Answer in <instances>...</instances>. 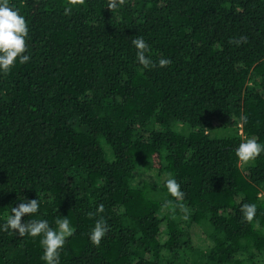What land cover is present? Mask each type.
Masks as SVG:
<instances>
[{"label":"trees","instance_id":"obj_1","mask_svg":"<svg viewBox=\"0 0 264 264\" xmlns=\"http://www.w3.org/2000/svg\"><path fill=\"white\" fill-rule=\"evenodd\" d=\"M9 6L28 25L30 60L0 72V264H46L42 236L2 230L32 199L39 211L22 223L56 229L67 217L74 229L60 264H262L264 152L241 168L236 150L264 145V0H126L113 12L85 0L69 15L66 0ZM137 37L155 67L138 63ZM138 167L161 182L132 186ZM170 177L187 220L162 208L177 203ZM244 203L257 207L252 223ZM100 204L109 231L96 247L88 214Z\"/></svg>","mask_w":264,"mask_h":264},{"label":"clouds","instance_id":"obj_2","mask_svg":"<svg viewBox=\"0 0 264 264\" xmlns=\"http://www.w3.org/2000/svg\"><path fill=\"white\" fill-rule=\"evenodd\" d=\"M85 0H66L64 8L65 15L71 14L72 8L77 5H82ZM126 0H107V9L111 12L115 11L118 7L125 5ZM29 30L25 18L9 6V0H0V72L8 74L14 66L17 59L20 64L27 63L30 56L24 55L27 51L26 39L28 38ZM245 38H241L244 40ZM133 46L136 48V59L141 65L142 69H148L150 66L155 67L153 61L146 56L150 52L149 45L145 42L143 37H137L132 41ZM230 43H239L235 40ZM171 64L170 59L161 58L158 61L160 68H165ZM243 124L248 122L246 115L239 117ZM264 152V145L257 142L255 138H248L241 142L236 150V157L238 166L245 168L254 163L255 160ZM165 187L170 197L174 198L177 202L173 204L172 200H166L162 205L165 210H171L175 213L176 207L179 206L181 211L184 212L183 219L187 220V209L181 201H183L185 193L181 191L180 185L174 178H169L166 181ZM40 200L32 199L20 203L17 207L11 208V214L7 216L6 222L2 226V230L10 232V234H18L20 237L28 235L32 238L41 237V247L44 249L42 260L46 264H60L59 253L63 249L66 240L74 234V229L70 226V222L65 217L64 219H57V228L53 229L49 226L47 220H29L22 223V217L34 215L39 211ZM104 205L100 204L95 213H89V217H98L95 221V226L90 233V241L93 246L98 247L102 239L109 231L107 221L101 215L104 213ZM242 218L248 223H252L257 207L255 204L244 203L240 209Z\"/></svg>","mask_w":264,"mask_h":264},{"label":"rangeland","instance_id":"obj_3","mask_svg":"<svg viewBox=\"0 0 264 264\" xmlns=\"http://www.w3.org/2000/svg\"><path fill=\"white\" fill-rule=\"evenodd\" d=\"M215 135L216 132H213L211 134V136H215ZM161 180L162 178H156V174L154 172L152 171L148 172L138 167L132 175L131 184L132 186H138L141 185L142 182L144 181L159 183L161 182ZM189 230L193 238L194 245L202 246V247H205L207 245L206 240H204V238L201 237V233L198 227L192 224ZM262 264H264V257H262Z\"/></svg>","mask_w":264,"mask_h":264}]
</instances>
